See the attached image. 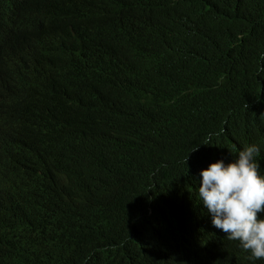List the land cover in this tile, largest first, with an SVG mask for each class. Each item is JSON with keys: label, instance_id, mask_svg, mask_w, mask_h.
Returning <instances> with one entry per match:
<instances>
[{"label": "trees", "instance_id": "1", "mask_svg": "<svg viewBox=\"0 0 264 264\" xmlns=\"http://www.w3.org/2000/svg\"><path fill=\"white\" fill-rule=\"evenodd\" d=\"M262 53L264 0H0L3 130L65 126L0 142V264H264L197 192L245 144L264 171Z\"/></svg>", "mask_w": 264, "mask_h": 264}, {"label": "clouds", "instance_id": "2", "mask_svg": "<svg viewBox=\"0 0 264 264\" xmlns=\"http://www.w3.org/2000/svg\"><path fill=\"white\" fill-rule=\"evenodd\" d=\"M3 116L0 112V142L10 155L16 157L44 153L58 141V138L41 139L36 135L41 121H53L65 128L53 114L45 119L15 120L8 132L2 128ZM259 152L257 144L249 143L227 162L223 158L209 162L199 170L197 187L211 224L229 240L238 241V246L249 253V259H264V171L255 158Z\"/></svg>", "mask_w": 264, "mask_h": 264}]
</instances>
